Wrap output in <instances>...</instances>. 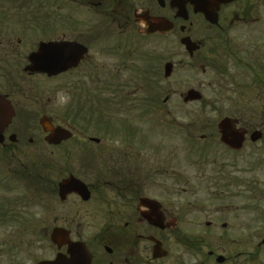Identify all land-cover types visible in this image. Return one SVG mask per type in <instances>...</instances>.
<instances>
[{"label":"flooded vegetation","instance_id":"obj_1","mask_svg":"<svg viewBox=\"0 0 264 264\" xmlns=\"http://www.w3.org/2000/svg\"><path fill=\"white\" fill-rule=\"evenodd\" d=\"M40 53L62 70L34 71ZM180 102L203 108L182 133L204 192L250 199L198 226L179 221L197 190L176 147L154 142ZM214 112L236 120L228 143ZM47 123L72 136L50 144ZM262 167L264 0H0V264H264Z\"/></svg>","mask_w":264,"mask_h":264},{"label":"rangeland","instance_id":"obj_2","mask_svg":"<svg viewBox=\"0 0 264 264\" xmlns=\"http://www.w3.org/2000/svg\"><path fill=\"white\" fill-rule=\"evenodd\" d=\"M208 92V99H206V102H211V99L213 98V103L218 108L219 102L214 96V94H217L216 91L210 90V91H205ZM205 92H203V97L205 98ZM178 105H181V109H178V114L174 117L176 121V132L173 131V136L170 137L166 132H163L162 134L156 135V139L154 142H169L172 144L173 147H176V150L178 152V165H177V172L179 174H182L186 179H187V186L192 187L193 189L197 190V193L193 195L189 194H181L178 195L177 197V202L180 203V205H185L187 206V199L192 202V204H196L197 207H192L191 209H178V217L179 221L182 223H189L190 221L195 224V226H198L197 224H203L206 221H217L219 218V215L217 212H223L222 209H219L220 207H224L226 205H232L233 207L235 206H247L250 204V199H249V194L245 193L244 187L240 188V192L236 197L230 196V195H225L222 196L223 198H220L219 201H216L212 199V194L208 195L206 192V182H207V177H211L209 168H204L200 171H196L200 167L194 168L193 166H190L187 163L186 158H188V151L185 150L186 148V137L184 139L185 133H182L183 128L188 124L189 118L185 115L186 111H195L199 109L202 105H196V104H191L188 106L182 105V102L178 103ZM177 105V106H178ZM178 106V107H179ZM206 109V107H205ZM210 109V108H207ZM213 115L207 116L210 121L214 122V124L219 122L220 118L217 116L216 112L212 113ZM87 124H90V120L86 119ZM52 150V149H51ZM56 154L57 151L55 150ZM27 157H30V155H26ZM55 158H58V156H54ZM56 163V162H55ZM19 167V166H18ZM263 171H264V167ZM260 168H258L259 170ZM60 171V165L59 168L57 167V170L55 169L56 172ZM233 172V170L231 171ZM241 172L243 174H249V169L248 167H241ZM258 174H261V169L258 171ZM56 175L54 176L56 178ZM249 177V176H248ZM180 187L178 189L180 190ZM212 191H214L212 189ZM233 191V190H229ZM233 197V198H230ZM54 198L50 196L49 200V209H48V220H49V229L52 230V228L57 227L59 224V214L61 209H58V205L56 202L52 203ZM221 205V206H220ZM228 209V208H227ZM232 209V208H231ZM35 211V210H34ZM36 216L39 215L38 219H41V212L38 213V211L35 212ZM232 231V227H231Z\"/></svg>","mask_w":264,"mask_h":264},{"label":"water","instance_id":"obj_3","mask_svg":"<svg viewBox=\"0 0 264 264\" xmlns=\"http://www.w3.org/2000/svg\"><path fill=\"white\" fill-rule=\"evenodd\" d=\"M211 2H218V3H221V2H224V0H210ZM45 50H49L50 53H57L58 52V45H49L47 47L44 48ZM53 50V52H52ZM40 59L38 60V62H34L35 64L39 65V66H42L43 68L41 69H34V71L36 72H42V73H47L48 75H56L58 74L62 69H60L62 66L59 65V62L58 60L55 58V59H50L49 63L46 61L44 62L43 59H42V54L40 53ZM167 76H168V73H167ZM190 94H194V96L197 95L196 92L194 91H190L188 93V96H187V99L185 101H188V99L190 100H194L193 98H196V99H199L198 97H191ZM235 120H231V119H224L223 121L220 122L219 124V128H220V132H221V135L223 136V141L225 140L226 143H228V137L232 136L233 134H237L236 132H232L230 130V127L235 124ZM49 126V125H48ZM50 133H51V136L49 137V139H47V141L50 143V144H57L63 140H66V139H69L71 137V134L68 133L67 131H65L64 129L60 128V127H57V128H53L51 126H49V128L47 129ZM67 185L68 187L65 189L67 192L70 191H74V192H77L80 196H83L84 197V192L82 191L84 188L85 189V186L76 181V180H70L69 182H67ZM61 187V185H60ZM58 233V230L55 229L53 231V236L56 235ZM52 236V238H53Z\"/></svg>","mask_w":264,"mask_h":264}]
</instances>
